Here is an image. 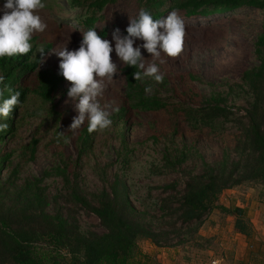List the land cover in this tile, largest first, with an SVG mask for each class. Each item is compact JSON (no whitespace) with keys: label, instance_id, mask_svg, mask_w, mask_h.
<instances>
[{"label":"trees","instance_id":"16d2710c","mask_svg":"<svg viewBox=\"0 0 264 264\" xmlns=\"http://www.w3.org/2000/svg\"><path fill=\"white\" fill-rule=\"evenodd\" d=\"M67 3L85 31L96 28L98 35L108 40L112 39L116 28L127 34L129 23L123 27L119 15L129 6L137 13L145 9L154 20L163 19L173 11L187 19H208L243 8L264 12V0H67ZM80 35L82 37V33ZM37 40L32 37V50L25 56L0 58V75L5 77L0 84V91H3L0 101L10 97L8 88L21 94L20 104L12 114L7 119L0 117V124L8 125L0 131V145L18 136L24 120V115L20 119L19 116L26 110L32 95L48 107L43 118L36 111L31 113L41 121L31 141L0 153V176L3 170L11 167L14 157L19 158L8 178L3 181L0 177V264H60V258L65 255L70 257V264H133L140 254V239H148L157 247L165 248L201 237L200 230L216 209L238 216L236 230L246 235L250 243H255V234L242 218L241 210L227 209L218 201L227 190L264 187V25L255 43L259 65L244 70L237 82L221 86L210 84L214 89L209 94L193 93L181 102L158 99L145 92L146 79L134 80L132 73L138 69L123 67L126 78L124 105L110 116L112 124L118 121L116 132L122 141L119 159L123 166L130 164L125 117L131 110L161 112L169 123L171 144L162 154L163 166L155 167L156 175L178 173L190 160L201 161L200 172L185 174L181 192L177 190L178 181L162 189L168 195L157 203L159 217L155 213L152 216L146 205L143 210L133 205L124 176L115 174L114 180L109 178L114 163L93 167L102 188L90 191L85 186L81 171L99 134H90L87 122L79 131L80 148L76 159L61 157L59 163L41 177L22 178L26 167L38 158L41 145L46 142L44 150L62 144L63 138L57 139L58 125L68 115L58 110L57 102L66 97L71 85L65 89L68 81L59 74L60 70L42 68L37 49L43 46L47 53L54 44L36 43ZM141 52L145 56L146 50L142 48ZM189 77L201 82L194 74ZM239 101L245 106L238 107ZM240 110L245 114L240 115ZM181 122H187L194 131L210 130L215 134L225 133L229 125L236 129L234 146L225 149L220 160L207 162L196 149L176 146ZM50 133L53 138H49ZM51 177L62 180L61 190L53 197L49 196L45 184ZM80 212L95 215L104 232H84L78 220ZM205 239L209 244L216 240L215 237ZM41 246L48 248L47 253L38 252Z\"/></svg>","mask_w":264,"mask_h":264},{"label":"rangeland","instance_id":"374dc122","mask_svg":"<svg viewBox=\"0 0 264 264\" xmlns=\"http://www.w3.org/2000/svg\"><path fill=\"white\" fill-rule=\"evenodd\" d=\"M5 2L6 0H0V7ZM43 3L46 7L39 11V15L47 24V28L44 32L33 35V37L38 38L36 43H53V49L64 46H67L69 51L78 49L82 40L79 34L85 30L75 20L76 12L69 8L67 0H45ZM124 8V11L120 12L121 15H119L123 27L129 23V17L138 14L133 6ZM182 19L186 30L183 51L177 58H170L162 54L161 60L163 62L161 60L156 61L159 72L164 79L163 82L157 83L151 78H146L147 86H151L152 89L151 92L147 93L148 95L158 99L181 102L190 98L193 93H211L214 88L210 84L221 86L227 82H237L244 70L259 65L255 53V43L263 30L264 12L252 8H243L234 13L217 15L208 19ZM111 56L118 65V74L114 76L112 82L107 84L99 102L101 106H108L107 110L111 112L112 116L115 113L113 109L118 110L124 105L126 78L123 72L124 65L118 60L114 51ZM144 57L146 63L151 62L149 53L146 52ZM59 62V58L53 53L45 58L42 68L59 70ZM190 74L200 78L201 82L191 80ZM181 77L183 80L179 79ZM69 85L70 83L67 82L66 90ZM218 88V90L222 89ZM31 98L26 107L28 110L23 111L19 116L20 119L24 115L25 121L20 123L18 136L14 141L1 144L0 153L13 147L18 148L21 144H27L35 136L34 131L38 130L37 126L41 121L38 116H31V113L36 111L43 118L46 116L48 107L37 101L35 95H32ZM66 100L69 101L67 104H65ZM57 106L59 111L68 114L59 123L58 131H65L70 142L64 143L63 140L60 145L52 148L49 146L42 150L45 142L39 147L38 158L26 167L22 178L41 177L46 170L59 163L61 157L63 159H76L79 155L78 135L84 125L75 134L67 132L66 130L72 123V118L77 115L74 104L66 95L64 99L57 102ZM126 106L129 107V104L127 103ZM237 106L244 107L245 103L239 101ZM235 111L238 110L235 109ZM239 113L244 115L245 111L240 110ZM125 119H127L126 125L128 127V130L125 131V140L128 144L130 164L124 167L119 159L122 141L116 132V123L118 122L116 121L109 129L99 132L96 136L93 151L81 171L84 184L90 191H97L102 188L98 176L93 172V167L114 163L115 165L109 171V178L114 180L115 174L124 176L133 205L139 210H143L144 205H146L145 208L150 210L152 216L155 213L157 214L156 217H159L161 213L157 209V203L168 195L162 189L178 181L177 190L181 192L184 189L185 174L200 172L201 161L199 159L190 160L178 173L156 175L155 167L161 168L163 166L162 154L166 146L171 144L169 142L171 131L168 128L169 123L166 116L161 112L131 110L128 111ZM179 130L180 132L175 139L176 146L196 149L207 162L220 160L225 149L234 146L236 129L229 125L223 134H215L210 130L194 131L187 122H181ZM49 138H53L52 133L49 134ZM13 159L11 167L1 173L0 177L3 181L8 178L10 170L19 161L17 156ZM45 184L48 187L50 197L56 195L62 188V180L57 177L49 178ZM256 188L264 192V187ZM228 198L230 199L228 195L224 198L222 194L218 204L220 206L227 205ZM78 216L81 229L84 232H104L95 215L80 212ZM221 218L224 217L220 213H213L212 219L207 224L205 223L203 229L200 230L203 239L196 237L185 241L183 244H174L165 248L157 247L148 239H140L138 241L140 254L137 255L133 264H213V261H218L217 264L229 263L226 261V257L230 259L234 250L233 247L229 245L226 248L225 246L221 247L222 240H218L219 235L211 244L205 241L207 240L205 238H212L210 235L212 232L208 230L207 226L221 221ZM215 225L211 227L214 228ZM210 249L216 254L210 255ZM37 250L41 253H47L48 248L41 246ZM60 261V264H70V257L65 255L63 259L60 258Z\"/></svg>","mask_w":264,"mask_h":264},{"label":"clouds","instance_id":"9594fccd","mask_svg":"<svg viewBox=\"0 0 264 264\" xmlns=\"http://www.w3.org/2000/svg\"><path fill=\"white\" fill-rule=\"evenodd\" d=\"M46 7L42 0H6L0 7V58L25 56L32 50L31 40L35 33H42L47 24L42 20L39 11ZM126 35L116 28L112 32V40L98 35L96 28L81 31L82 41L78 49L69 51L67 46L54 48L46 53L43 46L38 47L40 64L45 56L55 54L59 58V74L68 81L71 87L67 96L73 102L77 115L66 130L75 134L85 122L87 131L103 132L112 125L111 112L108 106H101L99 98L103 95L107 84L118 74V65L113 61V51L124 66L138 69L133 72L136 81L151 78L157 83L163 82L157 60L162 54L177 58L183 51L185 24L180 15L173 11L165 18L154 20L145 10L140 9L134 17H129ZM142 44H137V41ZM114 41V47H113ZM136 45V46H134ZM151 56V62L145 63L141 49ZM161 62H163L161 60ZM5 77L0 75V84ZM151 86L145 92H151ZM10 97L0 101V117L7 119L13 109L20 104V92L8 88ZM3 91H0V96ZM69 101L66 100L65 104ZM114 111L116 109H113ZM7 124H0V131L7 129ZM63 138L69 143L65 131H58L57 139Z\"/></svg>","mask_w":264,"mask_h":264},{"label":"crops","instance_id":"0c3cea01","mask_svg":"<svg viewBox=\"0 0 264 264\" xmlns=\"http://www.w3.org/2000/svg\"><path fill=\"white\" fill-rule=\"evenodd\" d=\"M226 195L230 199L228 198V204L224 206L227 209L236 207L241 210L242 218L250 224L255 234V243H250L246 235L236 230L235 222L238 216L220 209H216L213 213L218 212L224 218L215 222L216 225L211 223L212 225L207 226L212 232L210 235L215 238L219 235L218 240H222L221 247L226 248L227 245L233 247L230 259L226 257V261L229 262L226 264H264V192L259 188L241 187L225 191L223 197L225 198ZM213 213L206 220V224L212 219ZM214 225V228L211 227ZM209 253L216 254L211 249ZM213 262L218 263V261Z\"/></svg>","mask_w":264,"mask_h":264},{"label":"built area","instance_id":"2783aa9c","mask_svg":"<svg viewBox=\"0 0 264 264\" xmlns=\"http://www.w3.org/2000/svg\"><path fill=\"white\" fill-rule=\"evenodd\" d=\"M213 264H217V262H212Z\"/></svg>","mask_w":264,"mask_h":264}]
</instances>
